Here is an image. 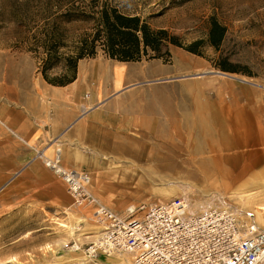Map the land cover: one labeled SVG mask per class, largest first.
<instances>
[{
  "label": "rangeland",
  "instance_id": "obj_1",
  "mask_svg": "<svg viewBox=\"0 0 264 264\" xmlns=\"http://www.w3.org/2000/svg\"><path fill=\"white\" fill-rule=\"evenodd\" d=\"M96 4L140 16L153 28L168 30L184 46L204 39L212 18L226 27V38L219 50L207 47L204 57L171 46L167 62L128 63L143 67L145 74L141 78L135 74L122 89L131 93L125 99L129 106L115 111L116 124H101L103 131L91 132L93 140L46 139L44 131L22 139L17 131V147H0L2 168L17 162V166L12 163L16 170L11 177L0 181V264H10L12 257L18 259L15 264H65L57 257L72 251L65 245L76 242L80 232L72 237L57 221L77 214L100 226L93 219V208L77 207L67 185L39 157L53 140H61V146L46 156L52 158L61 150L63 165L88 172L93 196L116 212L178 198L186 199L192 211L201 209L199 205L228 203L241 220L248 221L251 215V222L264 230L239 197L244 191L258 189L253 179L261 172L264 176V0H0V117L22 109L17 106V93L29 95L31 88L35 93L44 83L40 57L32 51L41 28L69 12L90 11ZM64 25L75 35L86 29L79 23ZM179 54L249 83L178 69L165 74L155 68L175 66ZM95 59L111 61L101 51ZM219 64L229 70H222ZM141 93L150 98L149 103H142L148 105L144 109L139 107ZM98 94L102 99L103 93ZM38 96L46 107L40 88ZM172 114L177 115L176 124L169 118ZM78 129L76 126L69 135L76 136ZM238 134V139L232 137ZM144 153L148 155L141 158ZM233 155L240 156L237 166L232 165ZM168 182L177 187L169 189ZM80 228L87 226L81 224ZM93 241L84 237L81 249Z\"/></svg>",
  "mask_w": 264,
  "mask_h": 264
},
{
  "label": "built area",
  "instance_id": "obj_2",
  "mask_svg": "<svg viewBox=\"0 0 264 264\" xmlns=\"http://www.w3.org/2000/svg\"><path fill=\"white\" fill-rule=\"evenodd\" d=\"M49 171L68 187L77 207L93 208L102 228L98 240L83 248L86 258L113 254L132 257V264H264V230L243 221L231 205L192 211L178 198L161 204L130 206L116 212L90 191L88 172L63 165L62 151L44 156ZM66 249L81 250L77 242Z\"/></svg>",
  "mask_w": 264,
  "mask_h": 264
},
{
  "label": "trees",
  "instance_id": "obj_3",
  "mask_svg": "<svg viewBox=\"0 0 264 264\" xmlns=\"http://www.w3.org/2000/svg\"><path fill=\"white\" fill-rule=\"evenodd\" d=\"M62 16L41 28L34 37L32 48L40 57L39 72L44 80L57 87L75 82L79 62L95 59L100 51L107 58L123 63L157 59L167 62L171 58V46L204 57L207 47L220 49L227 33L226 27L212 18L206 37L184 46L168 30L155 29L142 17L125 14L106 4L93 5L90 11L85 10L80 15L69 12ZM73 23L81 24L85 31L72 34V28L64 24ZM217 66L229 70L227 65ZM57 69L61 70L60 74L53 73Z\"/></svg>",
  "mask_w": 264,
  "mask_h": 264
},
{
  "label": "crops",
  "instance_id": "obj_4",
  "mask_svg": "<svg viewBox=\"0 0 264 264\" xmlns=\"http://www.w3.org/2000/svg\"><path fill=\"white\" fill-rule=\"evenodd\" d=\"M100 63H103V66L119 64V62L112 60H82L78 64L75 82L63 87L50 85L45 80L44 83H40V91L45 102H48L46 107L43 106L41 97L38 96L39 88L35 93L33 91L35 89L31 88L29 95L17 93V106L22 109L10 112L9 117H0V147H17L15 144L17 131L20 133L18 136L22 139L34 136L38 131H44L47 134L45 135V137L47 136L46 139L55 136H68V138L74 139L83 137L93 140L91 132L103 131V124H116L117 112L115 111L119 112L129 106L125 99L131 93L122 90L117 91L113 75H106L104 73L105 67L97 66ZM126 66L130 69L124 76V87L132 82L135 74L138 78L142 77V73L145 74L142 70H135V67H130L128 63ZM102 85L103 97L99 99L98 92L102 90ZM140 96L141 104L139 107L147 108L148 105L142 103L144 101L149 103V94L141 93ZM133 106L135 107V105ZM76 126L79 128V135L75 136V133L72 136L69 135ZM42 141L41 138L40 142L42 143ZM12 163L17 166L16 161ZM12 163L8 168L0 166V181L9 179L11 177L9 174L16 170V166Z\"/></svg>",
  "mask_w": 264,
  "mask_h": 264
},
{
  "label": "bare ground",
  "instance_id": "obj_5",
  "mask_svg": "<svg viewBox=\"0 0 264 264\" xmlns=\"http://www.w3.org/2000/svg\"><path fill=\"white\" fill-rule=\"evenodd\" d=\"M127 63L119 62V64H106L103 66V63L98 64L97 66H103L105 67L104 73L106 75H113L114 78V84L115 88L117 91H120L124 88V82H125V75L127 74L128 69H130L128 66H126ZM159 71L165 72V74H171L174 70H180L183 72H190V71H195L197 76H222V77H230L232 79H237L241 82L249 83V81L244 80V79H238L234 76H230L226 74V76L218 74L213 68L206 66L205 64L201 63L200 61L191 58L189 56H186L184 54H179V56L176 59L175 66L171 68H160V67H155ZM135 70H142L145 72L143 67H135ZM101 92H103V85L101 87ZM176 114L170 115V119L173 121V123L176 124ZM175 132V131H174ZM220 137H224L222 131L219 132ZM234 139L239 138L238 135H233L232 136ZM230 138L233 139V138ZM229 138V137H228ZM230 140H227V144L229 143ZM53 140L47 148L39 154V157H44L47 155V152H49L52 148L56 147L57 145L61 146V140ZM239 142V141H238ZM214 149V148H213ZM147 152V150H146ZM148 155V153L140 154L139 156L141 158H145ZM218 157V155H216ZM34 160V158H33ZM232 161L234 160V163L232 164L233 166H237L240 160L239 155H233V158L231 159ZM173 168V167H171ZM162 180H165V177L160 176ZM256 178V177H255ZM253 182L255 183L256 186H258V189H255L254 191H244L240 193L239 197L244 203V207L251 209L256 215H257V220L260 222L262 226H264V176L263 172L259 173L257 175L256 179H253ZM169 189H175L177 186L172 183L168 182L165 184ZM160 203H164V201H160ZM199 205V204H198ZM205 206V205H204ZM202 205H199V207H204ZM59 228H61L63 231L66 233L70 234V236H75L77 232H80L77 237H76V242L79 243V245H84V237L85 240H98L100 237L101 233V226H96L94 224H90L86 219L78 217L77 214H73L68 220H58L57 223ZM84 224V226H87L86 229L80 228V225ZM31 232H29L30 234ZM28 234V235H29ZM83 238V239H82ZM83 243V244H82ZM48 248L51 250V246L48 245ZM75 257V258H73ZM60 263H67V264H88L90 261L95 262V264H132V257L127 256V255H119V254H113L110 256H106L104 258V261L101 260H89L86 258L84 254V250H79V251H70L66 253L63 256L57 257ZM75 262V263H72ZM10 264H15L18 263L17 257H12L11 260L8 261Z\"/></svg>",
  "mask_w": 264,
  "mask_h": 264
},
{
  "label": "water",
  "instance_id": "obj_6",
  "mask_svg": "<svg viewBox=\"0 0 264 264\" xmlns=\"http://www.w3.org/2000/svg\"><path fill=\"white\" fill-rule=\"evenodd\" d=\"M218 74H220V75H223V76H226V74H225V73H223V72H220V73H218Z\"/></svg>",
  "mask_w": 264,
  "mask_h": 264
}]
</instances>
